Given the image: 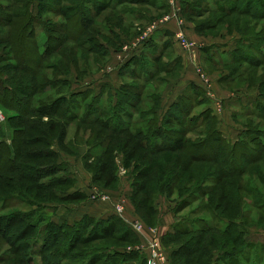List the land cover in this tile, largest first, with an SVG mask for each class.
Returning a JSON list of instances; mask_svg holds the SVG:
<instances>
[{"label": "trees", "instance_id": "obj_1", "mask_svg": "<svg viewBox=\"0 0 264 264\" xmlns=\"http://www.w3.org/2000/svg\"><path fill=\"white\" fill-rule=\"evenodd\" d=\"M5 1H8L10 5L4 6L0 4V19L4 24L0 27V47L4 46L5 49L9 48L13 51L16 42H19L20 47L24 48L28 43V40L25 39L26 35L33 49H29L31 55L28 52H23L22 49L23 57L31 56L34 57V60H30L29 58L21 62L15 50L11 55L0 52V91L4 93L3 95H7L8 93L11 96L14 95L12 93L20 95L21 97L19 96L17 101L19 103L23 102L22 112L26 115L34 112L37 115V120L31 122L30 125L29 123H26V125L24 123L25 128L23 129L16 128L14 124H10L9 127L12 131L11 139L3 138L0 140V239L8 247L10 246V253L0 258L1 261L5 257H10L14 261L12 262L13 264H148L147 252L138 250V246L135 248L130 247L136 243L139 244L141 241L143 242V238L129 228L128 224L117 214L108 212L105 214V217H97L85 213L82 215V218L79 217L72 224L63 219L61 222H55L54 220H50L44 212L46 206L50 204L38 201L34 196L29 194L34 190V185L39 183L34 181V177L31 178L29 175L31 173H35L39 177H53L58 173H63L61 180L55 181L53 179L50 185L41 184V187L52 188L55 185L61 184V186H65L73 185V183L77 185L73 179L75 177L68 171L69 165L65 162V158L64 161H58L59 154L61 153H59L58 148L52 149L50 139L58 138L53 129L55 121H58L59 126L62 124L64 127L73 123L89 126L96 125L109 133L108 136L102 138L97 144L88 147L87 156L92 155V151L95 152L96 157L110 156L116 151L118 155L123 154L124 156L125 154L124 157L128 159L131 151L126 152L128 148V143L126 142L132 139V141L137 143L139 149L147 153L142 157L144 159L142 162L145 164H148L150 154L184 152L185 149L190 150L191 153L196 145H194V141L186 140V135L190 133V128H193L197 133H200L202 130L203 132L197 134V136L207 137V140L201 142V144L209 143L212 138L216 143L214 149H212L211 161L218 166L217 172L220 174L218 176V184L224 179L240 178L245 175L249 168L248 165L253 163L251 156L254 153L260 154L264 151V130H260L261 124L254 125V128L251 126L252 128L250 129L235 124L240 129L236 130L238 139L232 144L220 129L222 120L214 115L212 110L207 109L199 115L191 116V97L190 95H185L170 105L165 104V116L162 119V111H159L158 108L161 98H158V106H155L150 112L142 114L136 120V123H142L146 118L151 117L152 120L148 122L147 128H134V121H132L134 117L127 112L128 109L125 104L131 100L133 95L142 93L144 87L153 81L152 79H146L145 84L140 87H134L133 85L128 87L127 84L122 85L117 90L116 97L118 101L115 108L112 107L113 105L108 106L104 109L103 115L100 116L98 109H100L99 104L101 101L99 98L102 97V94L93 95V91L89 89L90 84L83 82L76 85L73 79L63 76L67 70V62L69 66H75L73 58H69L67 62H59L57 63L58 65H52L54 68L49 66L51 75H47L46 73L41 75V72H39L40 68L43 67L42 60L54 54L52 42H54L55 38H61V34L64 33L66 35L69 34L68 38L72 41H77L79 48L96 53L98 58L103 59L109 56L110 51L116 50L113 47L123 45L128 40H121L110 25H102L100 28L95 25L102 20V12L107 10L115 12L128 4L140 5L145 3L148 6L157 7L156 5L160 0H56L58 3L63 4L62 7L58 8L47 5L46 0H36L35 4L34 0ZM199 2H201L200 8L202 10L199 12L196 10L197 15L195 16H201L203 15L202 13L216 14L220 16L219 19L240 16L248 17L251 19L250 21L255 23L254 27L250 26V29L254 30V33H252L248 28L242 29L237 20L233 21L232 24L235 25L234 29L240 36V39L236 43V49L225 53L229 58L228 61L222 62L220 55L225 54L217 50L210 54L211 48L215 47L206 48L208 61L214 59L212 60L214 66H233L228 77L230 79H235L234 76L242 79L250 69L264 67V0H201ZM163 4L165 5V3ZM197 5L199 6V4L194 3L192 6L196 8ZM163 7L165 6L160 8ZM45 12H50V14L63 18L64 22L62 24H55L48 21L43 17ZM119 12L122 20L126 18L127 14L133 13V11L131 13L130 10L126 9ZM4 13L8 14L4 16ZM88 14H92L93 16L89 17ZM81 17H84L83 19L88 21L90 20V22H87L89 26L86 25V28L89 27L90 29V26L94 25L99 30L93 27V31H83L79 25ZM97 18L98 20H96ZM91 21L94 22L91 23ZM250 21L248 20L243 23L244 27H247L248 23H251ZM260 23H263L262 27L257 31L255 28H258L261 25ZM70 24L71 26L73 24L71 29ZM207 26L208 24L204 25V27ZM5 27L8 28V31H4ZM14 28L17 40L14 35ZM207 28H210V26ZM41 30L46 38L42 47L38 42V33ZM95 33L96 36L94 37L93 34ZM99 34L108 37L111 46L101 41ZM146 45L150 48L151 41L146 42ZM168 46L169 43L167 42L165 47ZM52 59L50 58V60ZM160 59L156 58L153 61L157 63ZM6 61H14L15 64H6ZM138 62L136 57H131L122 67L120 73H122L125 67L135 66V63ZM28 66H31V71H28ZM141 66L142 64H140ZM17 71H21L24 74L30 73L33 77L35 75V78L40 76L41 80L40 82L32 81L28 86H13L4 78L8 76L12 82L19 81L21 76L17 77L13 74ZM147 74L149 78L153 76L152 73L148 72ZM252 82L257 83L256 80ZM75 86L77 88H74ZM197 88L202 91V88ZM257 88L260 90L258 91L259 95L257 100H253L254 104H252L251 109L245 107L246 104L241 93L234 94V100L238 102L232 103L235 109L236 107L239 108L237 104H240V99H242V104H240L242 108L236 109L237 114L233 112L235 117L245 116L247 119H254L264 123V79H260V85ZM50 93H56L58 98L54 101L49 98L47 101L36 100L38 95ZM22 95H24L25 99L22 98ZM91 96L92 98L88 102V98ZM0 106H2L1 101ZM117 106L119 107L117 108ZM131 106L133 105L131 104ZM105 114L110 117L107 119L103 118ZM55 117L58 120H55ZM17 119L20 120V116ZM45 119H50V122ZM25 120H28V118L24 116ZM183 126H185V129H183ZM29 129L36 130L40 135L25 143L34 144L42 141L46 145V150L43 149V151L38 152H25L23 150L20 153L22 157L28 158L31 161L27 164L18 162L19 159L16 151H18L19 144L22 146L23 140L21 141L20 138L19 141V138L16 137L18 135H27ZM205 129H207V132H205ZM145 132L146 134H144ZM63 136L64 133L61 131L59 135L61 145ZM237 153H240V156ZM240 157H242L241 159L244 160L245 164L238 163ZM34 158L38 160L57 159V162H53V166H50L48 169L43 167L37 168L38 166L34 165ZM4 159L6 164H2ZM193 159L199 161L207 160L204 156L199 157L194 155ZM168 169L164 170L163 181H165L164 185H167L166 182H168V186H172L181 177L182 170L171 176L175 172L170 175ZM18 171H22V174L27 176L28 179L20 181L18 178H15L13 174L18 173ZM4 172L10 173L11 176H6V179L3 180L2 175H5ZM189 177L190 180L193 179L192 176ZM223 184V187L220 185L221 188L219 189H215V187L197 188L196 194L190 196L186 200V203L197 197L207 195L209 199L211 198L210 201L212 200L216 203L217 207L223 206L227 202L233 205L231 213H228L226 206H223L224 209L220 212H218V208H211L212 212L209 220L200 217L191 219L182 218L177 220L169 231L163 235L161 233L162 243L166 247H175L169 254L170 259H173L172 264H192L195 254L200 251H204L207 254L206 244L201 247L202 243L209 241L210 245H213L217 236H220L219 239L221 240L223 237H226L230 242L224 243L223 249L227 247L228 250L222 253L220 260L215 259L214 264H264V244L258 245L248 242L246 227L235 221V216H231L233 212L241 210L242 197L235 198L238 196L235 191L236 187L231 183L224 182ZM235 185L238 186V192L241 191L252 195L251 203H253V207L263 208L264 210V199L256 195L254 188L241 186L240 182ZM146 187L148 186L145 183L138 184V189L140 190ZM91 190V188H88L87 192L76 187L75 197L74 193L73 196H67L77 200L76 197H83L80 192H85L87 197L83 202L78 203V205L87 202L102 203L91 200ZM112 199L114 200V198ZM237 200L238 204L236 203ZM65 201H62V203ZM66 202V205L71 203L70 201ZM62 203L57 205L62 206ZM109 204L112 205V203ZM11 208H15L16 211L6 214L5 211ZM104 211L105 209H103ZM211 219L214 223L211 222ZM32 234L33 238H31ZM181 236L197 238L198 243L201 244L198 246L192 244V242H182ZM106 238L126 242V244L123 246H97L89 248L85 246L92 242L93 239L105 240ZM229 245L232 246L230 250ZM79 246H84V248L79 250ZM211 262L206 264H211Z\"/></svg>", "mask_w": 264, "mask_h": 264}, {"label": "rangeland", "instance_id": "obj_2", "mask_svg": "<svg viewBox=\"0 0 264 264\" xmlns=\"http://www.w3.org/2000/svg\"><path fill=\"white\" fill-rule=\"evenodd\" d=\"M199 1L160 0L156 5L157 7L148 6V4L145 3L140 5L128 4L115 12L108 10L104 11L101 14L102 20H100V24L98 23L95 25L98 26V28L102 25H110L121 40H128V42L120 46L116 45V47H113L116 48V50L110 51L109 56L100 59L96 53L79 48L77 41H72L68 38L69 34H61V38H55L54 42H52L54 54L42 60L43 67L40 68L39 72H41V75L44 73L51 75L49 66L52 68V65L59 62H67L69 58H73L75 66H69L67 62V70L63 76L73 79L76 85L83 82L90 84L89 89L93 91V95L102 94V97L99 98L101 101L99 104L100 109H98L100 116L103 115L104 109L108 106L113 105L112 107L115 108L118 101L116 97L117 90H119L122 85L127 84L128 87L132 85L134 87H140L145 84V81L152 79L153 81L144 87L142 93L133 95L131 100L126 103L127 105L125 104L128 109L127 112L134 117L132 118V121H134V128H147L148 122L152 120L151 117L146 118L142 123H136V120L139 119L142 114L150 112L155 106H158V98H161L158 108L159 111H162V119L163 116H165V104L170 105L178 98H181V96L190 95L191 116L199 115L207 109L212 110L214 115L222 120L220 124L221 131L228 141L233 144L238 139L236 130L240 129V127L237 125L250 129L252 127L254 128V125L261 124L260 130H264V123L258 120L247 119L245 116L235 117L233 112L237 114L238 112L236 109L239 110V108H242L240 105L242 104V99H240L241 103L237 104L239 108L236 107L235 109L233 106L230 108V104L235 102L233 97L234 94L241 93L246 104L245 107L251 109L252 104H254L253 100H257L259 95L258 91L260 90H258L257 87L260 85V79H264V67L250 69L245 77L242 79L239 78L240 81L236 76H234L235 79H230L228 77L233 66H214L212 61L214 59L208 61L206 57V48L215 47L211 48L210 54L215 50L220 51L222 54L233 51L237 47L236 43L237 40L240 39V36L235 31V25L232 24V22L237 20L242 29L248 28L252 33H254V30L250 29V26L254 27L255 23L250 21L251 19L248 17L240 16L222 19H219L220 16L212 13H202L203 15L201 16H195L197 15V11L199 12L202 10L200 8L201 2ZM35 2L36 0H34V4ZM163 3H165V5ZM194 3L199 4V6L197 5L195 8L192 6ZM0 4L4 6L10 5V3L5 0H0ZM46 4L55 6L56 8L62 7L63 5L56 0H46ZM162 6L165 7L160 8ZM123 9L130 10L131 13L133 11V13L127 14L126 18L122 20L119 11ZM7 14L8 13H4V16ZM88 15L89 17L93 16L92 14ZM43 17L55 24H62L64 22L63 18L50 14V12H45ZM81 18L79 25L82 27L83 31H93V27L98 29L91 24L90 29L89 27L86 28L85 26H89L87 22H90V20L83 19L84 17ZM96 20H98V18ZM248 20L251 23H248V26L244 27L243 23ZM93 22L94 21H91V23ZM205 24H208L207 27L210 26V28L204 27ZM260 24L258 28H255L257 31L262 27L263 23ZM2 25L4 24L0 19V27ZM69 26L71 29L73 24ZM7 29L8 28L5 27L4 31H8ZM180 31L184 33L186 38L185 41L189 43L187 48L182 46L181 40L177 37ZM15 33L16 31L14 28V35ZM38 35V42L42 47L46 38L42 30L39 31ZM93 35L95 37L96 33ZM99 35L101 36V41L110 45L108 37L102 34ZM15 36L17 40V34ZM25 39L28 40L26 47L23 45L24 48H21L20 43L16 42L14 49L21 62L29 58L30 60H34V57L31 56L23 57L24 54L22 53V49L23 52H28L29 55H31L29 49H33L26 35ZM149 40L151 41L150 48L146 45V42ZM167 42L169 46L165 47ZM14 50L12 51L9 48L5 49L4 46L0 47V52L9 55H11ZM128 50L129 53H127ZM131 57H136L139 62L135 63V66L131 65L125 67L122 73H120L122 67ZM220 57L222 62L228 61L229 58L227 54L220 55ZM50 58L53 59L50 60ZM156 58L161 59L155 63L153 60ZM6 64H15V62L6 61ZM140 64H142L141 67ZM30 68L31 66H28V71H31ZM148 72L152 73L153 76L149 78ZM13 74L17 77L21 76L20 80L12 82L8 76H4V79H7L10 84L16 87L28 86L32 81L40 82L41 80L40 76L35 78V75L33 77L32 74H24L21 71H17ZM254 80H256L257 83L252 82ZM197 87L202 88V91L198 90ZM74 88L77 87L75 86ZM3 94L4 93L0 91V101L2 103V106H0V140L3 138L11 139L12 131L9 127L10 124H14L16 128L19 127L23 129L25 128L24 123L25 125L26 123L30 125L31 122L37 120V115L34 112L28 115L22 112L24 106L23 102L19 103L17 101L20 95L12 93L14 94L12 95L14 97H12L10 93L7 95ZM22 96V98L25 99L24 95ZM92 96L88 98V102L91 100ZM48 98L54 101L58 96L56 93L38 95L36 100L47 101ZM131 104L133 106H131ZM118 107L119 106H117V108ZM240 112H242V110H240ZM19 116L20 120L17 119ZM24 116L28 118V120L24 121ZM104 117L107 119L110 116L105 114L103 118ZM45 120L49 121L50 119ZM55 120L58 119L55 117ZM57 122L58 121H55L53 129L58 138L50 139L52 149L58 148L60 151L59 153L61 154H59L60 157L58 161H64L65 158V162L69 165H67L69 167L68 171L76 178L73 179L76 181L77 185L73 183V185L65 186H61V184L55 185L52 188L45 186L41 187V184L50 185L53 179L55 181L61 180L63 173H58L53 177H39L35 173L29 174L31 178L34 177V181L39 182L37 185H34V190L29 194L34 196L38 201L50 204L47 205L48 207L46 206L44 210L50 220L61 222L63 219L72 224L78 220L79 217L82 218V215L85 213L97 217H105V214L108 212L116 214L113 210L114 208L109 203L87 202L78 205V203L83 202L87 197L85 192H80L83 197H76L77 200L73 197H68L69 195L73 196V193L75 197L76 187L87 192L88 188L100 190L103 195L114 198V200L121 204L124 216L121 217L117 215L121 217L128 226V220L140 225L142 232L151 241V252L149 255H154V264H172L173 259H170L169 254L175 247H166L162 243L161 233L163 235L165 228L171 229L172 225L182 218L191 219L200 217L209 220V216L212 212L211 208H218V212H220L224 209L223 206H226L228 213H231L233 205L227 202L223 206L217 207L216 203L212 200L210 201L211 198L209 199L207 195L197 197L186 203V200L190 196L196 194L195 191L197 188L215 187V189H219L221 188L220 185L223 187V183L226 182L236 187L235 191L238 196L235 198L242 197L243 200L241 210L233 212L231 216H235V221L246 227L248 242L258 245L264 244V210L263 208L259 209L253 207V203H251L252 195L241 191L238 192V186L235 185L240 182L241 186L254 188L256 195L264 199V151L260 154L254 153L251 156V161L253 163L248 165L249 168L245 175L240 178L234 177L224 179L218 184V176L220 175L217 172L218 166L211 161L212 149H214L216 143L212 138L209 143L201 144V142L207 140V137L197 136V134L203 132L202 130L200 133H197L193 128H190V133L186 135V140H192L195 142L194 145H196L191 153L190 150L185 149L184 152H160L155 155L150 154L148 164H145L142 162L144 161L142 157L147 153L139 149L137 143L132 141V139L126 142L128 143L126 152L131 151L128 159L124 157L125 154L124 156L123 154L118 155L116 151L110 156L103 157H96L95 152L92 151V155L87 156L88 147L97 144L98 141L108 136L109 133L96 125L89 126L73 123L64 127L62 124L59 126ZM32 129H29L25 136L18 135V137H16L14 135L16 138H19V141L20 138L21 141L23 140L22 146L19 144L18 151H16V155L19 159L18 162L27 164L31 162L30 159L22 157L20 153L23 150L25 152L46 150V145L42 143V141L34 144L25 143L40 135L39 132ZM183 129H185V126H183ZM61 131L64 133L62 145L59 140ZM205 132H207V129H205ZM144 134H146V132ZM193 155L199 157L204 156L207 160L199 161L196 160L197 158L193 159ZM237 155L240 156V153H237ZM241 158L242 157L238 159V163L245 164L244 160ZM53 162L56 163L57 159L38 160L34 158V165L38 166L37 168L43 167L48 169L50 166H53ZM2 164H6L5 159ZM167 169L170 171V175L175 172L171 176L182 170L181 177L172 186H168V182H166L167 185H164V170ZM4 174L5 175H2L3 180L6 179V176H11V174L7 172H4ZM13 175L20 181L28 179L27 176L22 174V171H18V173ZM189 176H192L193 179L190 180ZM140 183H145L148 187L140 190L138 189V184ZM226 186L228 187L227 184ZM144 196L145 198H143ZM64 200L70 201L71 203L68 202L69 204L66 205V201L62 203ZM60 203L63 205H57ZM236 203H239L238 200ZM53 204L55 205L52 206ZM101 208L105 209V211L103 212ZM14 211H16V209L11 208L6 210L5 213L10 214ZM211 222L214 223L212 219ZM129 228L131 227L129 226ZM33 234L31 238H33ZM219 237L220 236H217L215 238L213 245H210L209 241L202 243L201 247L206 244L207 254L204 251L198 252L193 256L192 264H206L211 261H213L211 264H214L215 259L220 260L222 253L228 250L227 247L223 249L224 243H229L230 241L226 237L222 236V240L219 239ZM180 239L185 243L192 242V244L198 246L201 244L198 243L197 238H191V236H181ZM125 244L126 242L106 238L105 240L93 239L92 242L85 246L89 248L97 246H123ZM141 244L142 241L130 247L135 248ZM228 247L229 250L232 248L230 245ZM78 248L81 250L84 246H79ZM9 249L10 246L8 247V245L0 239V258L8 255V253H10ZM36 260H38V258H36ZM12 262L14 261L10 257H5L2 261L0 259V264H13Z\"/></svg>", "mask_w": 264, "mask_h": 264}, {"label": "built area", "instance_id": "obj_3", "mask_svg": "<svg viewBox=\"0 0 264 264\" xmlns=\"http://www.w3.org/2000/svg\"><path fill=\"white\" fill-rule=\"evenodd\" d=\"M169 20V19H168ZM177 37L181 40L182 46L188 47L189 43L185 38V35L182 31L180 33L178 32ZM129 53V50L127 51ZM91 200L93 201H99V202H109L112 203L114 211L116 214L120 215L121 217L124 216L123 208L119 202L116 200L114 201L111 197H107L101 193L100 190L92 189L91 191ZM129 226L134 230L137 234H139L143 238V242L140 246L137 247L138 250H142L147 252L148 254V264H154V255L149 253L151 252V241L145 236V234L142 232L140 225L136 224V222L128 220Z\"/></svg>", "mask_w": 264, "mask_h": 264}, {"label": "crops", "instance_id": "obj_4", "mask_svg": "<svg viewBox=\"0 0 264 264\" xmlns=\"http://www.w3.org/2000/svg\"><path fill=\"white\" fill-rule=\"evenodd\" d=\"M235 103H236V102H233V104H235ZM232 106L235 107L234 105L230 104V108H231ZM108 203H109V202H102V204H108ZM101 209H102V208H101ZM102 210H103V209H102ZM167 231H169V228H168V229L165 228L164 233L167 232Z\"/></svg>", "mask_w": 264, "mask_h": 264}]
</instances>
